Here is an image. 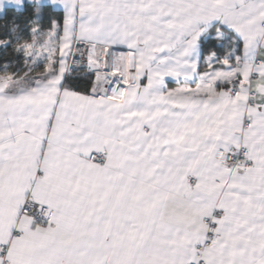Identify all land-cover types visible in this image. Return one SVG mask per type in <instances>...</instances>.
Listing matches in <instances>:
<instances>
[{
  "label": "snow or ice",
  "instance_id": "obj_1",
  "mask_svg": "<svg viewBox=\"0 0 264 264\" xmlns=\"http://www.w3.org/2000/svg\"><path fill=\"white\" fill-rule=\"evenodd\" d=\"M0 264H264V0H0Z\"/></svg>",
  "mask_w": 264,
  "mask_h": 264
}]
</instances>
